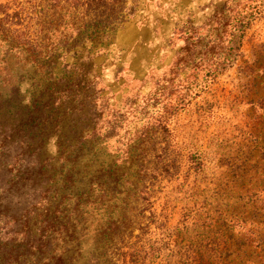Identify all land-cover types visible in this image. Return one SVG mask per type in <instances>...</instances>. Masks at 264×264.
<instances>
[{
  "label": "rangeland",
  "instance_id": "obj_1",
  "mask_svg": "<svg viewBox=\"0 0 264 264\" xmlns=\"http://www.w3.org/2000/svg\"><path fill=\"white\" fill-rule=\"evenodd\" d=\"M20 1L26 6L24 17L39 13L43 22L46 13L52 15L51 25L58 30L48 38L46 30L39 36L46 61L54 60L52 70L70 80L95 72L99 81V94L85 84L67 99L52 96L55 110L46 113L54 110L62 119L48 130L45 157L56 159L58 189L50 207L66 196L73 202L95 175L107 173L113 160L132 186L139 167L135 156H145L148 170L160 172L165 164L169 173L154 179L151 211L115 260L264 264V0H104L102 8L112 11L109 20L94 29L95 23L81 19L77 25L84 27L77 32L70 12L86 0ZM30 22L35 28L36 21ZM7 43L0 41L2 93L11 95V86L21 78L24 82L12 98L10 116L1 112L0 121L15 129L26 119L23 102L48 84L31 80L39 68L33 67L32 54L10 52ZM63 86L69 88V79ZM95 105L101 115L96 128ZM74 108L79 111L65 114ZM60 136L68 142L63 160ZM81 140L87 143L78 151ZM69 172L71 188L65 179ZM108 213L106 206L88 209L77 226L81 230L71 236L74 264H109L99 241ZM41 224V217L31 221L19 240L27 232L31 243L40 236ZM130 249L141 256L137 262L125 254Z\"/></svg>",
  "mask_w": 264,
  "mask_h": 264
},
{
  "label": "trees",
  "instance_id": "obj_2",
  "mask_svg": "<svg viewBox=\"0 0 264 264\" xmlns=\"http://www.w3.org/2000/svg\"><path fill=\"white\" fill-rule=\"evenodd\" d=\"M51 2L56 4L60 0H51ZM103 2L104 0H86L82 8L80 5L74 7V10L70 12V16L74 18L72 19L74 22L72 30L77 32L84 27L82 24L77 25L81 19L95 23L94 29L100 26L99 22L104 23L109 20L112 11L103 9ZM35 7L34 4L32 11L37 13ZM12 10L14 11L11 14ZM25 12L26 6L20 0H8L6 4H0V41H8L10 52L17 50L16 53L26 54V57L32 54L29 58L34 63L33 67L38 66L39 68L31 80L40 78L41 82L47 83L48 86L43 92L34 88L35 91H32L28 100L23 102L26 119L15 129L8 124H1L3 122L0 121V264H74L75 256L70 254L73 251L69 248L72 242L71 236L76 230H81L77 226L82 225L88 209L95 205L106 206L109 211L99 231V241L104 250L102 257L108 256L109 264H120L121 258L119 261L114 258L117 255L116 252L126 248L125 245H128V242L125 244L126 239L133 235L139 223H142L141 219H144L146 213L151 211L148 205L153 181L158 179V175L169 173V169L164 164L160 172H157L159 171L157 168L148 170L149 161L145 156L136 155L139 167L135 170L137 178L131 186L128 181H123L124 176H120L118 161L113 160L107 167V173L95 175L91 184L87 183L89 189L86 192H79L73 202L68 203L70 196H66L53 208L50 207L51 195L58 189L55 188L56 172L52 164L56 159L45 157L51 135L48 130L54 122L59 124L62 119L58 116L56 120L53 115L57 99L52 96L63 94L67 99L82 85L85 88L86 85L90 86L93 93L98 92L99 94L97 88L99 81L97 73L90 71L83 75L75 74V79L71 80L68 75L55 73L52 70L55 65L54 60L46 61L43 56L44 50L42 51L43 44L40 45L42 38L39 39L41 33L47 31L45 38H48L58 30L51 25L52 15L46 13V17L41 22L39 13L28 18L24 17ZM26 20H35L36 24L33 23L35 28L29 27L31 22L26 24ZM9 51L7 53H10ZM81 69L86 71L84 68ZM68 79L69 86L67 87L69 88L67 89L70 90L63 86ZM20 82H24V79L21 78L19 82L11 86L14 93L9 96L4 95L1 90L5 80L3 79V83L0 84V116L1 112L4 117L6 113L10 116L8 110L12 98L21 92ZM39 86L42 85L39 84ZM46 94H51L49 99ZM81 94L83 92L76 93L74 97L80 98ZM88 97L85 96V98ZM49 108L54 110L46 113ZM77 111L79 109L65 110V114ZM91 115L92 117L94 115L92 124L96 128L101 119L98 106L93 107ZM92 140L93 138L88 141L92 143ZM98 142L101 141L97 140L96 143ZM67 143L65 136L59 137L57 145L58 150L60 149L59 160H63L66 154ZM86 143L87 141L81 140L78 151H83ZM156 158L161 161L162 156L157 155ZM69 175L65 179L69 184L68 187L71 188L73 180L72 175L71 177ZM140 185H143L142 188ZM62 189H66V186ZM95 192L99 195L94 200L91 198ZM40 210L43 211L39 212ZM42 213L45 215L41 216ZM40 217L42 219L39 229L40 236H35L30 243L27 242V232H25V238L19 240L25 227H29L31 221L35 224ZM38 241L40 245L37 247L35 243ZM131 249L125 254L131 257L132 262H137L141 256ZM91 256L95 257L94 254Z\"/></svg>",
  "mask_w": 264,
  "mask_h": 264
}]
</instances>
